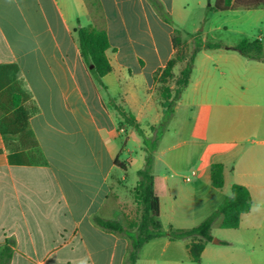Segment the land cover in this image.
<instances>
[{
  "label": "crops",
  "instance_id": "crops-1",
  "mask_svg": "<svg viewBox=\"0 0 264 264\" xmlns=\"http://www.w3.org/2000/svg\"><path fill=\"white\" fill-rule=\"evenodd\" d=\"M160 1L173 17L176 0ZM85 26L109 40L106 91L80 53ZM175 29L148 0H0V251L11 244L10 264H125L130 241L95 218L125 228L136 220L137 205H125L116 185L132 194L146 153L111 101L154 136L164 119L155 75L176 53ZM245 39L259 41L264 57V38ZM235 46L196 55L154 153V189L164 231L198 226L235 184L249 191L250 211L236 229L215 220L225 238L208 243L199 263L190 239L160 237L141 248L138 264H264V60ZM214 164L224 165L221 189L211 184Z\"/></svg>",
  "mask_w": 264,
  "mask_h": 264
},
{
  "label": "trees",
  "instance_id": "trees-1",
  "mask_svg": "<svg viewBox=\"0 0 264 264\" xmlns=\"http://www.w3.org/2000/svg\"><path fill=\"white\" fill-rule=\"evenodd\" d=\"M156 13L166 23L172 24V16L166 10L160 0H148ZM264 8V0H216L212 9L215 11H228L235 8L246 10ZM176 33V29H175ZM80 53L84 64L94 80V82L104 91L107 87L102 79L112 71V66L107 57V50L110 48L107 34L103 30H98L92 26L80 27L77 30ZM174 46L176 53L169 61L166 68L155 75L159 84L160 106L163 109L164 119L155 128H152L154 136L146 137L143 130L136 122L135 117L126 112L123 108L114 104L124 122L134 127L140 137L143 149L146 153L145 164L142 169L137 171L138 181L132 191L134 203L139 211L134 222L125 228L121 223L115 220H105L95 218L98 226L104 230L118 233L125 236L130 241V250L126 257L125 264H138V253L148 242L160 238L168 237L170 241H179L190 239L188 249L192 261L199 263L202 252L208 243L213 242L212 225L218 217H222L221 227L223 229H236L240 223L242 214L250 211L249 191L240 185H233L230 197L226 198L206 220L198 226L191 229L170 228L164 231L160 222V200L154 189L153 160L154 153L158 146V141L164 133L167 122L174 113V108L179 101L183 90L188 86L190 76L194 67L195 57L202 49L213 50L223 48L222 43L204 42L202 38L197 37L192 52L189 56L183 53L179 40L174 36ZM234 50L238 51L243 57L249 59L264 60L262 56V47L259 41L250 42L245 39L236 45ZM183 64L178 76H174L173 70L177 64ZM92 66V68H90ZM22 96L16 94V103H21ZM38 111V109H36ZM115 166L126 171L125 162L119 163L118 158L114 161ZM211 184L214 188L221 189L224 186V165L214 164L211 169ZM12 257V247L6 243L0 251V264H10Z\"/></svg>",
  "mask_w": 264,
  "mask_h": 264
},
{
  "label": "rangeland",
  "instance_id": "rangeland-1",
  "mask_svg": "<svg viewBox=\"0 0 264 264\" xmlns=\"http://www.w3.org/2000/svg\"><path fill=\"white\" fill-rule=\"evenodd\" d=\"M214 4L215 0H176L172 22L176 27L175 37L179 40L184 54L190 55L194 48L195 39L197 37L202 38L201 35L208 42L222 43L225 47L238 45L246 37L264 38V8L215 11L212 9ZM182 37L184 38L182 39ZM103 97L107 99L105 92ZM122 139L127 141L126 135H123ZM129 148L136 151L137 144L129 141ZM126 157L127 153L120 155L121 160H125ZM128 180L129 178L122 182H128ZM118 188L125 190L123 202L131 208L134 200L131 190L128 187L126 189L122 185L120 187L116 185V189ZM223 232L221 228L214 227L212 230L215 236L214 240L225 238ZM176 253L182 256L184 252L176 250Z\"/></svg>",
  "mask_w": 264,
  "mask_h": 264
},
{
  "label": "water",
  "instance_id": "water-1",
  "mask_svg": "<svg viewBox=\"0 0 264 264\" xmlns=\"http://www.w3.org/2000/svg\"><path fill=\"white\" fill-rule=\"evenodd\" d=\"M90 68H92V66H90ZM214 242H216V240H214Z\"/></svg>",
  "mask_w": 264,
  "mask_h": 264
}]
</instances>
